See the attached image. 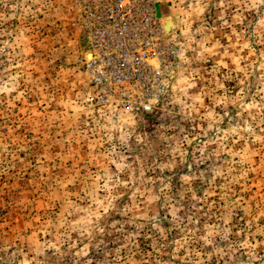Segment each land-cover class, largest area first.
<instances>
[{"label":"rangeland","instance_id":"obj_1","mask_svg":"<svg viewBox=\"0 0 264 264\" xmlns=\"http://www.w3.org/2000/svg\"><path fill=\"white\" fill-rule=\"evenodd\" d=\"M158 2L162 85L102 104L71 1L0 0V264H264V0Z\"/></svg>","mask_w":264,"mask_h":264},{"label":"built area","instance_id":"obj_2","mask_svg":"<svg viewBox=\"0 0 264 264\" xmlns=\"http://www.w3.org/2000/svg\"><path fill=\"white\" fill-rule=\"evenodd\" d=\"M70 1L77 29L87 35L93 52L90 60L83 59L87 100L119 101L118 90L131 83L149 91L162 85L166 56L173 51V28L166 31L158 0ZM153 59L158 65L150 62Z\"/></svg>","mask_w":264,"mask_h":264},{"label":"water","instance_id":"obj_3","mask_svg":"<svg viewBox=\"0 0 264 264\" xmlns=\"http://www.w3.org/2000/svg\"><path fill=\"white\" fill-rule=\"evenodd\" d=\"M173 24H174V20L173 19H171V20H166L165 19V29H166V31L170 32L172 30Z\"/></svg>","mask_w":264,"mask_h":264},{"label":"bare ground","instance_id":"obj_4","mask_svg":"<svg viewBox=\"0 0 264 264\" xmlns=\"http://www.w3.org/2000/svg\"><path fill=\"white\" fill-rule=\"evenodd\" d=\"M92 57H93V53H92ZM90 60V59H89Z\"/></svg>","mask_w":264,"mask_h":264}]
</instances>
